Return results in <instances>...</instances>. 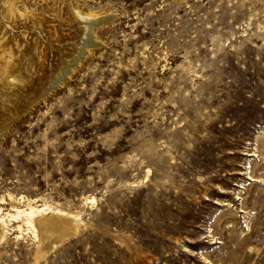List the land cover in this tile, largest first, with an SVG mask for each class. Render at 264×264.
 <instances>
[{
	"label": "rangeland",
	"instance_id": "rangeland-1",
	"mask_svg": "<svg viewBox=\"0 0 264 264\" xmlns=\"http://www.w3.org/2000/svg\"><path fill=\"white\" fill-rule=\"evenodd\" d=\"M41 1L0 16V207L79 226L7 221L0 264H264V0Z\"/></svg>",
	"mask_w": 264,
	"mask_h": 264
},
{
	"label": "bare ground",
	"instance_id": "bare-ground-1",
	"mask_svg": "<svg viewBox=\"0 0 264 264\" xmlns=\"http://www.w3.org/2000/svg\"><path fill=\"white\" fill-rule=\"evenodd\" d=\"M34 1H36V0H34ZM42 1H44V0H42ZM20 2H21V0H0V13L2 14L0 16L5 15L8 18L9 16H11L10 15L11 13H15V11L21 10V8L19 6ZM26 2H27V0H26ZM42 3L44 4V2H42ZM42 3H40V4H42ZM24 4H23V7L26 9H29L30 5L25 6ZM57 4H58V2L56 3V5ZM34 5H33V7H34ZM49 5H50V3H49ZM31 7H32V5H31ZM42 7H44V6H42ZM51 7L53 8V6H51ZM55 7H57V6H55ZM50 8L48 7V9H50ZM39 9H42V8H39ZM44 10H46V9L44 8ZM49 12H51V11H49ZM51 14L55 15L54 13H51ZM14 15H16V14H13V16ZM6 17H4V18H6ZM109 17H110V15L99 16L96 18L92 17L91 20H89L90 22H88L87 19H86V21L84 19L85 22H82V24H81L83 35L81 36L80 41L76 45L75 51L72 52L73 54L69 58H67V60L65 59L66 61L61 66H59V69L55 73H53L52 76H49L50 80H48L45 87L43 89H41L42 95L44 93H47L51 89H53V87L55 88L56 85L60 84L61 82H63L66 79V77L69 75V73L72 71V69L74 67H76L81 56L85 52H88L91 49V47L93 46V43L96 41L95 39H92V37H91V36L94 37V34L92 35V33H93L92 27L101 25L103 22H106L109 19ZM4 18L1 17V19H4ZM16 18H15V20H16ZM10 20L12 21L11 18H10ZM2 22H3V20H2ZM4 22L10 23L8 21H4ZM15 22L14 23L17 24V22H19V21H15ZM10 27H13V26L11 25ZM6 28H8V27L6 26ZM17 28H16V30H17ZM18 31H20V30H18ZM0 34H2V33H0ZM14 34H13V36H14ZM18 34H20V33H18ZM3 36H4V34H3ZM87 36H88V38H86ZM0 37H1V35H0ZM1 40L2 39H0V41ZM4 40H6V39H4ZM4 44L7 45V43H5V42H4ZM2 49H4L3 51H5V49L7 50V47L6 48L4 47ZM2 53H4V52H2ZM226 113H229V112H226ZM217 140H218V138H217ZM205 143H207V142H205ZM212 143L210 141H208V144L206 145L207 147H209L208 149H210L211 146L213 147ZM204 148H206V147H204ZM213 148H215V147H213ZM201 151H202V148L200 146V147H198V150L196 152L199 154V153H201ZM92 199H93V197H91L90 195H88V194L84 195V200L86 203L92 201ZM11 220H14L12 225L14 227H16L17 229H21L23 226H25L26 228L31 229V232H32L34 237H39L40 248L41 249L43 248L42 252H44V251L47 252V251H49V249L51 250V248L53 246H55V244L63 241L64 239H66L67 237L72 235L71 234L72 231H74V230L77 231L78 226H79L77 221H76L75 214H73V213L65 212V211H61V210H53L50 208V206L44 205V204L33 205L28 201L24 207L23 206H13L12 211L3 212L1 207H0V239L3 238V236L5 234V227L7 225V221L10 222Z\"/></svg>",
	"mask_w": 264,
	"mask_h": 264
}]
</instances>
